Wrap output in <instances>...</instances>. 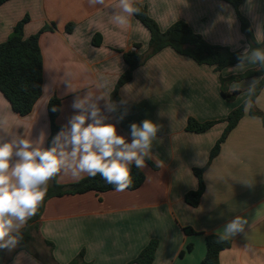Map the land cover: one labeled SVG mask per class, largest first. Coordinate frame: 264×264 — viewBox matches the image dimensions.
<instances>
[{
  "label": "crops",
  "instance_id": "0c3cea01",
  "mask_svg": "<svg viewBox=\"0 0 264 264\" xmlns=\"http://www.w3.org/2000/svg\"><path fill=\"white\" fill-rule=\"evenodd\" d=\"M135 2L147 7L161 30L183 20L211 44L248 49L235 9L224 0ZM114 3L116 0H105V6L90 5L89 0H8L0 5V43L26 15L25 37L45 28L39 37L42 95L32 112L21 116L0 91V139L39 137L46 147L51 133L47 109L51 97L61 99L57 124L62 127L74 114V99L88 90L95 94L98 80L105 81L112 93L127 69L125 52L148 51L149 30L134 15L125 24H116L110 19ZM240 11L250 21L255 38L264 41V0H243ZM69 24L71 30H67ZM95 36L99 44L93 42ZM237 64L218 72L166 47L136 68L132 79L121 87L119 100L113 101L127 102L105 114L116 123L118 134L126 137L132 122L152 119L159 125L150 162L145 160L142 169L143 184L135 190L49 198L29 247L4 249L3 264H67L81 252L91 264H127L152 239L158 240V246L151 264H202L206 235L217 234L234 216L247 223L229 238L231 245L220 252V264H264V122L249 113L250 103L205 169L200 203L193 207L184 199L198 187L194 163L207 164L226 126L219 122L202 133L189 132L188 118L224 119L248 99L251 87L259 81L251 77L230 83L228 89L240 93L226 100L219 75L238 74L254 66ZM254 105L264 113V88ZM100 106L104 112L103 101ZM125 111L123 120H118ZM85 176L59 173L56 178L60 184H69ZM188 226L193 233L185 231Z\"/></svg>",
  "mask_w": 264,
  "mask_h": 264
},
{
  "label": "trees",
  "instance_id": "16d2710c",
  "mask_svg": "<svg viewBox=\"0 0 264 264\" xmlns=\"http://www.w3.org/2000/svg\"><path fill=\"white\" fill-rule=\"evenodd\" d=\"M8 0H0V5ZM230 3L236 12L240 21L241 31L248 41V49L256 47H264V41H258L255 38L253 27L250 21L241 13L240 5L243 0H224ZM140 9L134 16L149 30L150 40L149 49L145 53H139L131 50L124 53V60L127 63L126 71L118 79L114 90L111 93L112 101L119 100V92L121 87L129 82L133 77V72L141 66L147 59L161 51L166 47H170L180 54L187 55L195 60L198 64H204L214 67L218 72L224 68L237 64V57L243 52L241 50H232L227 46L215 45L209 43L201 34L195 32L193 28L185 21L178 20L170 25L166 30H161L158 23L153 19L145 5L138 2L134 3ZM29 21L26 15L17 22L10 36L0 43V91L10 102L13 110L25 116L32 112L35 103L42 95L43 90V55L39 45L40 33L45 30L41 29L36 34L29 37L24 36V26ZM72 25L67 26V30H71ZM98 36V35H97ZM95 44H99L96 36L93 38ZM139 47V44H136ZM258 77L259 81L251 87V95L243 103L232 109L227 117L221 120L199 121L193 117L188 118L186 130L189 132L202 133L209 130L219 122H225L226 126L217 139L216 143L210 151L207 164L204 167L193 169L194 175L198 180V187L190 190L184 196L185 201L196 207L200 203L201 196L205 191V182L203 173L211 164L212 160L219 154L221 145L236 127L240 119L245 114V106L250 103L249 113L253 116L261 117L264 122V113L255 107V99L264 88V69L259 66H253L245 71L229 76L219 75L221 83V93L223 97L231 101L235 99L240 90H229L228 86L233 82ZM48 116L50 120L51 133L47 139L46 146L49 145L52 137L61 129L57 124V117L61 109V99L57 96L51 97L48 102ZM55 109V110H53ZM150 162L149 159H146ZM145 181V174L142 169L133 167L131 183L126 187L129 190L139 188ZM114 186L107 184L97 174L94 177L85 176L78 181L69 184H60L56 176L50 179V185H47L43 200L38 205L35 215H33L20 230L18 238V246L20 248H28L33 241V231L39 228V221L44 209L45 202L55 196H63L67 194H80L88 191L105 192L113 190ZM185 231L193 233L191 227H185ZM231 245V239L220 240L217 234L206 235V255L202 260V264H220V252ZM158 240L152 239L139 252V254L129 261L127 264H151L155 257ZM192 245L187 246L191 249ZM67 264H91L83 258L81 252L75 259Z\"/></svg>",
  "mask_w": 264,
  "mask_h": 264
},
{
  "label": "clouds",
  "instance_id": "9594fccd",
  "mask_svg": "<svg viewBox=\"0 0 264 264\" xmlns=\"http://www.w3.org/2000/svg\"><path fill=\"white\" fill-rule=\"evenodd\" d=\"M89 4L105 6V0H89ZM112 8L114 15L110 19L118 25L140 11L134 0H116ZM237 59L236 67L249 64L264 69V47L245 49ZM94 87L95 94L88 90L74 99V114L48 146H43L44 140L39 137L0 139V249L16 247L20 230L35 215L48 181L57 174L70 173L74 178L99 174L115 191H121L131 183L133 167L143 169L145 160L151 158L159 125L144 119L129 124L127 137L118 134L116 123L110 122L105 112L114 113L127 101L113 102L105 81L98 80ZM100 101L104 102V112ZM126 114L121 112L117 119L123 120ZM246 223L234 216L217 236L228 239L241 232Z\"/></svg>",
  "mask_w": 264,
  "mask_h": 264
},
{
  "label": "water",
  "instance_id": "95a60500",
  "mask_svg": "<svg viewBox=\"0 0 264 264\" xmlns=\"http://www.w3.org/2000/svg\"><path fill=\"white\" fill-rule=\"evenodd\" d=\"M5 260L4 249H0V264H3Z\"/></svg>",
  "mask_w": 264,
  "mask_h": 264
},
{
  "label": "rangeland",
  "instance_id": "374dc122",
  "mask_svg": "<svg viewBox=\"0 0 264 264\" xmlns=\"http://www.w3.org/2000/svg\"><path fill=\"white\" fill-rule=\"evenodd\" d=\"M23 19V18H22ZM10 36V35H9ZM223 133V132H222Z\"/></svg>",
  "mask_w": 264,
  "mask_h": 264
}]
</instances>
